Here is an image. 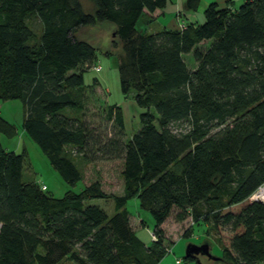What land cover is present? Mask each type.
<instances>
[{
  "label": "trees",
  "instance_id": "trees-1",
  "mask_svg": "<svg viewBox=\"0 0 264 264\" xmlns=\"http://www.w3.org/2000/svg\"><path fill=\"white\" fill-rule=\"evenodd\" d=\"M86 1L90 10L81 0H0V102L22 103L24 133L67 185L88 164L120 160L123 194L94 181L55 199L23 182V155L0 144V264H160L169 251L161 227L174 210L178 223L211 224L225 264H264V203L250 200L264 185V0L210 3L202 23L150 35L138 20L169 0ZM103 23L123 46L121 92L143 110L130 137L116 105L106 138L78 117L99 82L85 85L95 48L76 33ZM15 134L0 116V136ZM107 199L111 218L90 204ZM132 199L154 219L150 245L130 226Z\"/></svg>",
  "mask_w": 264,
  "mask_h": 264
},
{
  "label": "rangeland",
  "instance_id": "rangeland-1",
  "mask_svg": "<svg viewBox=\"0 0 264 264\" xmlns=\"http://www.w3.org/2000/svg\"><path fill=\"white\" fill-rule=\"evenodd\" d=\"M83 5L90 10L91 6L86 0H81ZM187 0H169L167 6L162 10L163 15L158 18H150L142 15L136 24V30L140 34H154L164 28L182 29L186 22L202 23L204 21L203 11L210 3H218L219 6L228 5L233 9L240 7L244 0H201L196 11H190L186 6ZM115 28L108 23L99 24L93 28H82L76 33V38L89 43L95 48V60L89 71L84 73L85 85H91L97 79L99 86L87 89L84 111L78 117L84 119L89 128L95 134L106 138L112 134L111 124L105 118L108 106L116 105L122 109L125 132L130 137L139 129V116L143 112L131 96L125 97L121 92L118 73V59L124 57L123 46L114 35ZM209 44L200 46L204 49ZM188 68L195 67L190 56L184 58ZM100 67L96 73L93 68ZM68 111V110H67ZM25 111L20 101L0 102V116L15 128L16 134L12 138L0 136V144L8 153L23 155L24 164L22 180L25 183H34L44 186L45 194L55 199H60L68 192L80 193L88 184L98 181L103 192L109 196H121L123 194V180L120 176L122 162L105 161L88 164L84 169V179L75 186L67 185L59 174L50 166L47 158L38 146L24 133L22 121ZM74 114V113H71ZM177 130V127H174ZM91 205L99 207L106 213L108 218L115 214L112 199L93 200ZM125 209L129 215L130 226L135 235L144 244L150 245L152 232L155 227L153 217L147 211L140 208L138 200L132 199L127 202ZM174 210L166 222L162 225L163 247L169 249L167 255L160 264H198L195 259L185 261V255L189 246H208L212 260L206 256H199L200 264H225L222 261V247L217 234L210 223L193 224L188 217L185 221H175Z\"/></svg>",
  "mask_w": 264,
  "mask_h": 264
},
{
  "label": "water",
  "instance_id": "water-1",
  "mask_svg": "<svg viewBox=\"0 0 264 264\" xmlns=\"http://www.w3.org/2000/svg\"><path fill=\"white\" fill-rule=\"evenodd\" d=\"M199 256H206L207 258L212 260V257L209 254L208 246L206 244L201 247L189 246L187 248L185 257H191L195 259L198 264H200L198 259Z\"/></svg>",
  "mask_w": 264,
  "mask_h": 264
},
{
  "label": "built area",
  "instance_id": "built-area-1",
  "mask_svg": "<svg viewBox=\"0 0 264 264\" xmlns=\"http://www.w3.org/2000/svg\"><path fill=\"white\" fill-rule=\"evenodd\" d=\"M93 70L96 72V73H98L99 71H100V67H94L93 68ZM41 189H42V191H44V190H46V188L44 187V186H41ZM264 189V185L263 186H261L251 197H250V200L251 201H255V202H261V203H264V199H261L260 197H259V193L262 191ZM152 236V238L153 239H155L154 238V236L153 235H151ZM176 264H180V261H176Z\"/></svg>",
  "mask_w": 264,
  "mask_h": 264
},
{
  "label": "crops",
  "instance_id": "crops-1",
  "mask_svg": "<svg viewBox=\"0 0 264 264\" xmlns=\"http://www.w3.org/2000/svg\"><path fill=\"white\" fill-rule=\"evenodd\" d=\"M229 0H227V2H228ZM218 4V3H217ZM219 5V4H218ZM228 5H225V6H220V7H227ZM229 7V6H228ZM161 15H163V11L162 10H157L156 12H154L153 14H147L146 16H148V18H149V20H151L150 18L152 17V18H154V20H155V18H158V16H161ZM189 23H197V22H192V21H190V22H186V24H182V25H184V26H186L187 24H189ZM164 29H167V30H169V29H173V30H175V29H177V27H174V28H164Z\"/></svg>",
  "mask_w": 264,
  "mask_h": 264
},
{
  "label": "bare ground",
  "instance_id": "bare-ground-1",
  "mask_svg": "<svg viewBox=\"0 0 264 264\" xmlns=\"http://www.w3.org/2000/svg\"><path fill=\"white\" fill-rule=\"evenodd\" d=\"M259 197H260L261 199H264V189L259 193Z\"/></svg>",
  "mask_w": 264,
  "mask_h": 264
}]
</instances>
